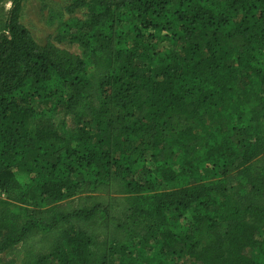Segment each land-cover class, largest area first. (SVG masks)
Masks as SVG:
<instances>
[{
    "label": "trees",
    "instance_id": "obj_1",
    "mask_svg": "<svg viewBox=\"0 0 264 264\" xmlns=\"http://www.w3.org/2000/svg\"><path fill=\"white\" fill-rule=\"evenodd\" d=\"M25 1L0 0V264H264V0H74L82 55Z\"/></svg>",
    "mask_w": 264,
    "mask_h": 264
},
{
    "label": "rangeland",
    "instance_id": "obj_2",
    "mask_svg": "<svg viewBox=\"0 0 264 264\" xmlns=\"http://www.w3.org/2000/svg\"><path fill=\"white\" fill-rule=\"evenodd\" d=\"M74 0H26L23 6L22 23L32 32L35 40L44 45L51 41L74 54L82 55L81 48L70 29L72 20L87 18V10L73 7ZM11 2L0 5V20L5 18ZM76 35V34H75ZM80 35H77L79 38ZM163 45V49H165ZM36 107L38 102L35 103ZM0 198H5L0 195ZM35 254H28L26 260H33ZM10 253L2 255L1 264H11Z\"/></svg>",
    "mask_w": 264,
    "mask_h": 264
}]
</instances>
